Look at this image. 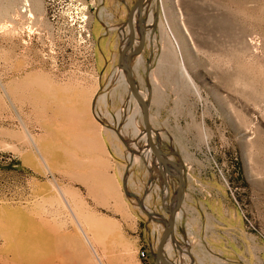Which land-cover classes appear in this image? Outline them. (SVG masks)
<instances>
[{"label": "rangeland", "instance_id": "obj_1", "mask_svg": "<svg viewBox=\"0 0 264 264\" xmlns=\"http://www.w3.org/2000/svg\"><path fill=\"white\" fill-rule=\"evenodd\" d=\"M136 1L122 0V11ZM103 2L0 0V97L4 83L38 67H46L65 102L76 88L90 92L99 129L127 145L144 201L159 194L165 202V177L147 143L142 105L121 80L127 75L116 50L104 69L92 70ZM143 17L146 42L132 59L134 76L150 99L155 142L167 157L185 162L189 202L183 207L190 211L183 237L173 234L166 251L180 264H264V0H146ZM166 21L180 59L169 52ZM120 27L123 47L129 28ZM137 32L138 44V22ZM180 60L196 89L184 79ZM91 78L94 87L87 85ZM64 105L66 113L72 110ZM169 180L172 196L178 180Z\"/></svg>", "mask_w": 264, "mask_h": 264}, {"label": "crops", "instance_id": "obj_2", "mask_svg": "<svg viewBox=\"0 0 264 264\" xmlns=\"http://www.w3.org/2000/svg\"><path fill=\"white\" fill-rule=\"evenodd\" d=\"M103 1L92 70L106 67L111 49L119 56L120 25L129 15L122 0ZM122 16L119 25L107 26ZM52 81L46 67H38L4 83L0 154L6 158L0 160V179L7 178L0 184V263L159 264L156 251L169 220L161 210L164 198L156 194L144 201L127 145L97 126L94 95L77 94L76 88L65 102ZM64 104L72 110L66 113ZM181 212L173 233L179 237L190 219V211ZM166 256L180 264L167 251Z\"/></svg>", "mask_w": 264, "mask_h": 264}, {"label": "water", "instance_id": "obj_3", "mask_svg": "<svg viewBox=\"0 0 264 264\" xmlns=\"http://www.w3.org/2000/svg\"><path fill=\"white\" fill-rule=\"evenodd\" d=\"M146 0H137L135 4L129 9V15L127 20V25L129 28L128 38L126 43L122 47L119 53V66L127 73V84L131 91L133 98L142 105L144 126L147 136V143L151 152L154 154L155 158L164 167V177L167 175L173 176L178 180V188L175 193L171 196L170 190L165 198L163 205L164 211L169 214V220L166 223L165 230L160 238L156 258L159 264H172L166 256L167 243L169 242L171 236L176 230V225L179 217V212L182 210L183 204L185 202L186 191H187V181L185 177V162L180 157L178 160L166 157L159 150L155 138L153 136V129L151 125V115H150V99H146L138 88L137 81L134 76V70L132 66V59L135 55L142 52L145 47L146 33L144 31L143 19H144V8ZM137 12L138 14V27L140 30V42L137 44V26L135 24V19ZM159 15V10L157 15ZM169 167L172 168L170 171ZM169 189V185H167ZM169 202L168 207L165 203Z\"/></svg>", "mask_w": 264, "mask_h": 264}, {"label": "bare ground", "instance_id": "obj_4", "mask_svg": "<svg viewBox=\"0 0 264 264\" xmlns=\"http://www.w3.org/2000/svg\"><path fill=\"white\" fill-rule=\"evenodd\" d=\"M138 14H139V12H137V15H136V19H135V24H136V26H137V22H138ZM152 19H151V22L152 21H154V18H155V16H154V14L152 13ZM167 20V19H166ZM143 26H144V20H143ZM144 31H145V27H144ZM165 31H166V37H167V39H168V41L170 42V51L169 52H172L173 53V56H174V58H179L180 57V55H181V49H180V46H179V44L177 43V40H176V37L174 36V34H173V32H172V30H171V28H170V25H169V22L168 21H166L165 22ZM137 34H138V32H137ZM165 56H166V54H165ZM168 59H170V57L168 58V57H164L163 56V62H167L168 61ZM180 59V58H179ZM180 71H181V73H182V75H183V77H184V79L188 82V84L189 85H192L195 89H196V85H195V82H194V80H193V78H192V76L189 74V72H188V70L186 69V66L184 65V63L180 60ZM120 74V73H119ZM126 75H127V73H126ZM121 80L122 81H125L126 82V76L124 75V74H121ZM127 83V82H126ZM198 90V89H197ZM197 92V91H196ZM144 96V95H143ZM144 97H146V96H144ZM66 107H67V109H68V106L66 105ZM138 114H140V111H139V113ZM120 117H121V115H120ZM136 131H140L139 130V128L136 126ZM157 144V143H156ZM157 146H158V144H157ZM158 148H159V146H158ZM159 150H160V148H159ZM161 151V150H160ZM162 153V152H161ZM148 156H150L151 155V153L148 151L147 153H146ZM163 154V153H162ZM163 155H165V154H163ZM166 156V155H165ZM167 157V156H166ZM157 160V159H156ZM154 163H156V165H157V163H158V165L160 166V168H161V170L162 171H164V167L161 165V163L160 162H156L155 160H154ZM169 169H170V171H172V168L171 167H169ZM169 175H167L166 176V178H165V184H166V187H167V185H169V182H170V180H169ZM165 187V188H166ZM167 192V194H169V189L167 188L166 190H165V193ZM180 213V212H179ZM173 236V235H172Z\"/></svg>", "mask_w": 264, "mask_h": 264}, {"label": "built area", "instance_id": "obj_5", "mask_svg": "<svg viewBox=\"0 0 264 264\" xmlns=\"http://www.w3.org/2000/svg\"><path fill=\"white\" fill-rule=\"evenodd\" d=\"M142 255H143V257H144V256H145V253L143 252Z\"/></svg>", "mask_w": 264, "mask_h": 264}]
</instances>
